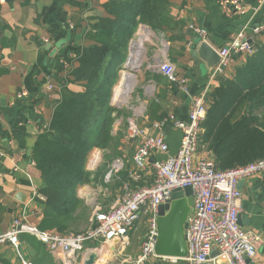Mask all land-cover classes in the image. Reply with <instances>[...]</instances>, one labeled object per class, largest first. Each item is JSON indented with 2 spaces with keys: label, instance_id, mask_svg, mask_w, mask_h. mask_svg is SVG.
I'll return each mask as SVG.
<instances>
[{
  "label": "crops",
  "instance_id": "obj_1",
  "mask_svg": "<svg viewBox=\"0 0 264 264\" xmlns=\"http://www.w3.org/2000/svg\"><path fill=\"white\" fill-rule=\"evenodd\" d=\"M106 1L29 0V4L23 5V0H0V234L10 228L14 216L23 215L27 222L36 226L42 218L43 206L34 200L42 179L31 159V149L37 135L50 120L59 98L62 79L67 77L72 67L77 66L71 50L90 43L86 32L98 15H105L102 4ZM241 1L250 6L256 4V0ZM170 3L173 24L166 34L163 33L165 47L160 43L161 35L153 33L144 62L135 74L137 104L146 107L138 123L152 134L156 133L150 127L157 118L155 116L173 113L177 118L187 119L194 99L204 94L207 105V94L218 85L219 78H232L236 67L247 59L248 55L234 54L222 72H213L216 64L209 68L194 55L193 43L201 38L190 26L203 28L206 31L204 40L214 49L226 45L245 24L260 23L264 26V2L254 15L251 11L238 14L234 10L222 8L217 0H170ZM247 37L254 48L264 44V28L259 33L248 32ZM163 53L174 65L177 78L185 79L184 89L158 71L156 64ZM67 55L71 58L70 63L65 59ZM67 86L76 91L83 89L78 82L68 83ZM22 92L26 94L22 95ZM112 100L114 96H111V104ZM152 104L159 107L156 113L151 112ZM255 113L264 123V106L255 109ZM118 121L120 123L113 128L114 133L120 134L117 155L109 156L110 160L102 165L103 155H110L111 151L100 149L101 163L95 170H88L91 182L77 188V195L89 208L86 226L91 224L94 210L106 211L110 207L109 204L90 201L96 190L108 187L116 192L119 188L113 186L114 180L110 185H103L109 162L121 157L125 162L121 172L129 173L133 169L132 155L138 140L128 139L123 120L119 118ZM163 135L169 146L168 154L175 153L181 132L171 127L168 131L164 130ZM197 154L212 158L211 152L204 147H198ZM165 156L154 154L155 158ZM148 171L139 180L144 184L152 180L151 165ZM238 187L242 194L239 223L244 230L260 236L253 264H264V173L240 180ZM134 234L133 231L129 232L127 239ZM18 238L17 247L8 242L0 244V264H22V260L33 264H65L67 258L61 251L49 252L44 244L31 235L20 234ZM125 242L88 241L84 250L76 254L72 264H84L91 251H97L95 264L103 261L108 263L114 258H119L120 264L131 257L124 248ZM114 243L121 247L114 246L109 253L98 254V251L103 252V246ZM98 246L102 248L98 250ZM138 249L134 258L140 253V247ZM80 255L82 257L79 258ZM216 255L217 251L213 248L211 257ZM215 261L216 264H227L223 258L216 257ZM144 264L188 263L180 260L173 262L171 258L149 257Z\"/></svg>",
  "mask_w": 264,
  "mask_h": 264
},
{
  "label": "trees",
  "instance_id": "obj_2",
  "mask_svg": "<svg viewBox=\"0 0 264 264\" xmlns=\"http://www.w3.org/2000/svg\"><path fill=\"white\" fill-rule=\"evenodd\" d=\"M22 4H29V0ZM170 4V0H108L102 4L105 15H98L86 32L90 43L71 50L77 66L62 79L50 120L31 149V159L42 179L34 196L43 206L37 224L41 230L78 233L86 227L89 208L77 195V188L91 182L85 164L93 148L109 149L108 157L117 155L120 134L113 128L124 112L111 104V96L128 43L140 24L166 34L173 24ZM65 59L71 62L68 55ZM74 82L81 83L83 89L68 88L67 84ZM263 106L264 44L236 67L232 78L220 77L207 94L198 147L211 152L216 169L264 157V123L255 113ZM158 110L152 104L151 112ZM165 115L155 116L156 120ZM128 176L120 172L113 186L121 188L130 182L136 188L144 184Z\"/></svg>",
  "mask_w": 264,
  "mask_h": 264
},
{
  "label": "built area",
  "instance_id": "obj_3",
  "mask_svg": "<svg viewBox=\"0 0 264 264\" xmlns=\"http://www.w3.org/2000/svg\"><path fill=\"white\" fill-rule=\"evenodd\" d=\"M217 1L222 8L234 10L238 14L251 11L253 15L264 2V0H256V4L250 6L241 0ZM138 27H140L138 30H147L150 34L148 26L140 24ZM190 27L201 39H205L206 31L203 28ZM263 28L260 23L245 24L226 45L215 49L219 61L213 72H222L234 54H252L254 46L248 39L247 33H259ZM162 56L156 64L158 71L184 89L185 79L177 78L174 65L165 58L164 53ZM117 88L114 89L113 96H116ZM25 94L22 92V95ZM205 96L202 94L194 99L187 119H180L173 113H168L153 121L150 127L156 131L155 134L138 123L139 117L143 116V110H132L125 135L128 139L138 142L132 155L133 169L128 177L133 181H139L149 172L148 166L151 165L152 180L136 188L131 187L130 182H124L120 188L121 194L106 211H93L92 222L85 230L78 233L41 230L38 226L27 222L23 215H18L13 217L10 228L0 234V244L8 242L17 247L18 236L28 234L44 244L49 252L61 251L67 258L65 264H72L76 254L84 250L86 242L126 241L129 232L137 231L144 222L145 230L141 237L140 253L134 259L120 263L144 264L149 257H158L154 254V245L155 219L159 205L165 204L171 198L175 188L190 186L193 192V205L185 227L187 256L183 259L171 258V260L186 261L188 264H216L217 257L223 258L227 264H253L256 246L261 238L255 233L244 230L239 223L242 194L238 182L255 174L264 173V157L245 165L218 170L211 157L197 154L202 133L201 124L207 109ZM168 125L181 132L179 146L173 154H168L169 146L163 135ZM155 153L166 156L155 158ZM101 161L102 151L93 148L87 156L86 169L95 170ZM124 166L123 158H113L104 173V183L108 184L118 178ZM213 248L217 251L216 257H211ZM22 264L33 263L22 260Z\"/></svg>",
  "mask_w": 264,
  "mask_h": 264
},
{
  "label": "water",
  "instance_id": "obj_4",
  "mask_svg": "<svg viewBox=\"0 0 264 264\" xmlns=\"http://www.w3.org/2000/svg\"><path fill=\"white\" fill-rule=\"evenodd\" d=\"M193 48L195 50L194 55L202 59L207 67L212 68L218 63L219 56L216 50L205 40H196L193 43ZM170 129L171 125L165 128L166 131ZM192 193L190 186L175 188L172 191L171 198L165 204L159 205L155 219L154 254L156 256L178 259L187 256L185 227L193 205ZM97 258V252L91 251L84 264H95Z\"/></svg>",
  "mask_w": 264,
  "mask_h": 264
},
{
  "label": "rangeland",
  "instance_id": "obj_5",
  "mask_svg": "<svg viewBox=\"0 0 264 264\" xmlns=\"http://www.w3.org/2000/svg\"><path fill=\"white\" fill-rule=\"evenodd\" d=\"M140 27H137L135 33H134V36L131 38V40L129 41L128 43V49H127V52H126V57L123 61L124 64H122L119 68V71H118V75H117V79H116V83H115V86H114V89L116 86H118L122 80V70L126 73H130L134 75V80L131 82V86H130V90L129 92L126 93L125 96H123L124 98L120 99L119 96L117 95L119 91L121 90H118L116 91L115 90V95L114 96V100H112V105L115 107V108H119V110H123L124 113H121V115H119L116 120H115V123H114V126H117L120 122L118 121L119 118H121L125 124V128H126V125H127V122H128V118L130 117V113L133 109H137V110H140V109H144L145 110V106H140L139 104H137V96L138 93H137V90H138V86H137V83H136V78H135V74L136 72L138 71L139 67L142 65V63L144 62V59H145V56H146V49L148 47V45L151 43L152 41V36L156 33V34H160L161 37H160V43L164 45L165 47V40L164 38L162 37L163 36V33L162 32H155L153 30L150 29V34H149V37L147 40H145L143 42V48H144V51H143V54H142V59L140 61V64L137 68H133L131 69L132 67L131 66H127L126 64V59H127V56H128V53H129V48H130V42L131 41H136L138 39V36L140 33H142L141 31L143 30H138ZM154 33V34H153ZM153 34V35H152ZM122 84V82H121ZM118 87H121V86H118ZM123 87V86H122ZM114 89H113V92H114ZM112 96H113V93H112ZM117 97V98H116ZM118 100V101H116ZM91 152V151H90ZM89 152V153H90ZM88 153V154H89ZM109 157H108V154H104L103 155V162H102V165H105V161H109ZM107 184V183H106ZM112 183H108L107 185H110ZM99 187H102V186H99ZM94 197H92V200H90L92 203H97V204H102V203H105L106 205H111L112 202L121 194V190L119 188H117L116 192L114 190H110L107 188H100L99 190H96V192L94 193ZM143 224L139 226L138 230L137 231H134L135 234L132 236V238L130 239H127L126 242L123 244L124 245V248L126 249V252L128 255H130L132 258H134L133 256L135 255V253H138V248L140 247V243H141V237L144 233V230H145V227L143 228ZM88 226L85 227V229L87 228ZM115 244V245H114ZM114 244H111V246L109 245H105V247L102 246H98L97 248L98 249H101L102 248V251L104 252H99L98 251V254L100 255L101 253L104 255V254H107L109 253L111 250H112V247L114 248V246L116 248L118 247H121L119 246L120 244L118 243H114ZM82 257L81 255L79 256V258ZM128 258V260L126 261H130L132 260V258ZM120 262L119 258H114L112 259L111 261H108V263L106 261H103V262H100L99 264H118Z\"/></svg>",
  "mask_w": 264,
  "mask_h": 264
},
{
  "label": "bare ground",
  "instance_id": "obj_6",
  "mask_svg": "<svg viewBox=\"0 0 264 264\" xmlns=\"http://www.w3.org/2000/svg\"><path fill=\"white\" fill-rule=\"evenodd\" d=\"M141 32L142 33L139 34L138 39L136 41H132L130 43V48H129V53H128V58H127L126 64H127V66L129 65L132 68H137L139 66L140 61L142 59V54H143V51H144L143 42L145 40H147L148 37H149V32L147 30H144V31H141ZM122 76H123L122 80H121L122 84L120 82V84L118 85V86H121V87H118L116 89V91L121 90L117 94L120 99L124 98L123 96H125L126 93L129 92L130 86H131V82L134 80V75L131 74V72L130 73L123 72ZM95 252H97V251H95Z\"/></svg>",
  "mask_w": 264,
  "mask_h": 264
}]
</instances>
